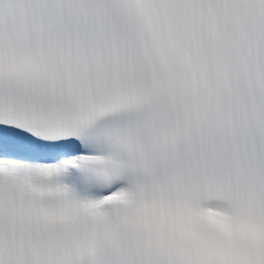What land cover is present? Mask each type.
<instances>
[{
    "label": "snow or ice",
    "instance_id": "1",
    "mask_svg": "<svg viewBox=\"0 0 264 264\" xmlns=\"http://www.w3.org/2000/svg\"><path fill=\"white\" fill-rule=\"evenodd\" d=\"M0 264H264V0H0Z\"/></svg>",
    "mask_w": 264,
    "mask_h": 264
}]
</instances>
